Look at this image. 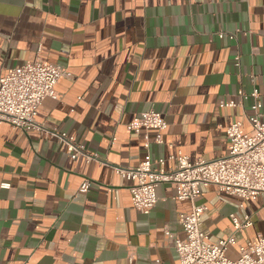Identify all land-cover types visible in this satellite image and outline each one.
I'll return each mask as SVG.
<instances>
[{
    "label": "crops",
    "instance_id": "0c3cea01",
    "mask_svg": "<svg viewBox=\"0 0 264 264\" xmlns=\"http://www.w3.org/2000/svg\"><path fill=\"white\" fill-rule=\"evenodd\" d=\"M36 59L72 74L57 84V100L42 102L38 123L96 160L73 161L55 138L0 124V264H180L173 241L185 238L178 220L192 203L163 184L142 214L115 168L147 155L167 169L180 153L216 160L227 153L229 125L250 132L255 103L264 121V0H0V76ZM150 110L168 124L161 144L154 131L127 128ZM195 203L207 208L209 243L264 237L262 194L243 200L211 185ZM232 215L253 224L235 232ZM239 256L228 249L229 259Z\"/></svg>",
    "mask_w": 264,
    "mask_h": 264
},
{
    "label": "built area",
    "instance_id": "2783aa9c",
    "mask_svg": "<svg viewBox=\"0 0 264 264\" xmlns=\"http://www.w3.org/2000/svg\"><path fill=\"white\" fill-rule=\"evenodd\" d=\"M71 78L72 74L66 69L41 59L15 67L6 75L0 76V124L7 123L23 132H35L45 138H55L66 146L73 161H94L95 156L89 154L85 146L77 144L66 133L48 130L37 121L42 102L47 98L57 100V84L62 79ZM239 95L245 96L243 92ZM257 96V91H254L252 97ZM220 106L235 107L237 103L221 101ZM260 108L261 104L255 103L252 107L253 114L246 118L251 128L249 133L245 131L241 121L226 128L228 149L221 158L191 162L180 153L169 158L174 162V167L167 169L166 160H153L147 155L137 167L115 168L119 176L132 184L130 192L133 207L142 214L148 215L154 209L158 202L157 189L163 184L175 185V198L192 203V211L181 214L178 220L185 238H175L173 241L180 264H264V237L261 235L244 245H238L234 235L216 244L209 243L208 235L202 230V218L207 208L195 203L200 197V188L211 185L217 186L220 192L243 200L264 195V121L261 120ZM127 128L136 134L154 131L156 143L161 144L168 124L161 113L150 110L134 118ZM148 146L147 139L145 147ZM91 186L92 182L84 179L79 191L86 194ZM231 219L235 232L253 224L251 216H244L239 220L232 215ZM165 235L173 238L168 230ZM231 246L238 247L240 256L236 260L227 257Z\"/></svg>",
    "mask_w": 264,
    "mask_h": 264
}]
</instances>
